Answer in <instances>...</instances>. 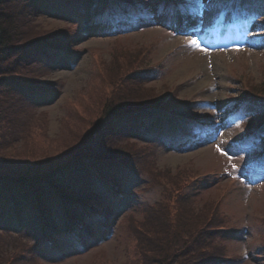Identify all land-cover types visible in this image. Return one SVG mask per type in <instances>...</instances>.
I'll return each mask as SVG.
<instances>
[{"label": "trees", "instance_id": "16d2710c", "mask_svg": "<svg viewBox=\"0 0 264 264\" xmlns=\"http://www.w3.org/2000/svg\"><path fill=\"white\" fill-rule=\"evenodd\" d=\"M93 2L96 18L103 21L143 10L134 0ZM37 8L34 0H0V264L34 261L36 249L50 256L79 253L94 238L111 237L115 216L131 202L127 176L143 172L154 159V149L123 141L138 134L140 139L130 140L137 145L163 131L169 142L171 130L182 140L195 129L194 122L203 121L193 107L182 109L177 97L149 91L145 77L153 70L139 69V56L132 59L126 52L117 58L116 75L104 77L106 91L92 101L98 108L70 114L64 139L51 142L49 114L33 108L31 95L59 88L57 82L40 80L38 70L74 51L69 42L75 28L38 29ZM242 87L241 94L263 102L247 132L264 130V83L257 88L246 81ZM194 174L155 175L161 196L142 207L144 219L131 225L140 264H216L231 256L218 239L236 229L221 215L220 203H213L204 218L191 206L203 180ZM25 231L36 240L24 237Z\"/></svg>", "mask_w": 264, "mask_h": 264}, {"label": "rangeland", "instance_id": "374dc122", "mask_svg": "<svg viewBox=\"0 0 264 264\" xmlns=\"http://www.w3.org/2000/svg\"><path fill=\"white\" fill-rule=\"evenodd\" d=\"M34 1L39 7L34 19L38 29L75 28L69 42L74 51L44 62L38 70L40 80L57 82L59 88L44 96L31 95L33 108L49 114L51 142L64 139L70 114L98 108L92 101L99 100L98 94L103 96L104 77L116 75L117 58L126 52L132 59L139 56V69L153 70L145 77L149 91L177 97L182 109L193 107L209 124L206 130L183 135L182 140L172 130L169 142L164 141L163 131L150 133L137 145L130 140L140 139L138 134L124 140L132 147L154 149V159L143 172L127 176L131 202L115 216L114 234L107 238L102 234L87 250L74 254L50 256L36 249L35 260L26 257L25 264H140L132 226L144 219L140 209L161 196L155 175L188 171L203 179L193 197V209L204 218L213 203H220L221 215L236 229L218 239L231 256L216 264H264V154H260L264 130L249 134L246 126L263 102L240 91L246 81L257 88L264 83V0H249V4L185 0L183 9L168 0H134L143 10L112 23L96 18L93 0ZM193 39L204 50L190 46L188 41Z\"/></svg>", "mask_w": 264, "mask_h": 264}, {"label": "snow or ice", "instance_id": "6c2138e0", "mask_svg": "<svg viewBox=\"0 0 264 264\" xmlns=\"http://www.w3.org/2000/svg\"><path fill=\"white\" fill-rule=\"evenodd\" d=\"M188 44H189L190 46H193V47H196V48H200L201 50H204V49L201 48V46H200L198 40H195V39L190 40V41H188Z\"/></svg>", "mask_w": 264, "mask_h": 264}]
</instances>
